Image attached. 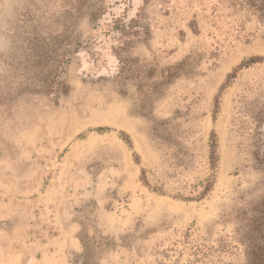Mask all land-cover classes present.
Returning <instances> with one entry per match:
<instances>
[{
	"label": "rangeland",
	"instance_id": "rangeland-1",
	"mask_svg": "<svg viewBox=\"0 0 264 264\" xmlns=\"http://www.w3.org/2000/svg\"><path fill=\"white\" fill-rule=\"evenodd\" d=\"M0 264H264V0H0Z\"/></svg>",
	"mask_w": 264,
	"mask_h": 264
},
{
	"label": "trees",
	"instance_id": "trees-1",
	"mask_svg": "<svg viewBox=\"0 0 264 264\" xmlns=\"http://www.w3.org/2000/svg\"><path fill=\"white\" fill-rule=\"evenodd\" d=\"M256 61V59H254V58H250L249 59V62L250 63H253V62H255ZM94 131H98V132H104V131H109V128L108 127H97V128H95V129H93ZM127 142H129V141H127ZM142 173L144 174V171H142ZM143 180H144V183L145 184H147V181H146V179H145V177H143ZM208 185H207V189H206V191L208 190Z\"/></svg>",
	"mask_w": 264,
	"mask_h": 264
}]
</instances>
